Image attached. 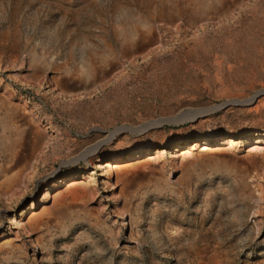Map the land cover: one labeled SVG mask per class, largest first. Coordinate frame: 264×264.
I'll list each match as a JSON object with an SVG mask.
<instances>
[{"label":"rangeland","instance_id":"374dc122","mask_svg":"<svg viewBox=\"0 0 264 264\" xmlns=\"http://www.w3.org/2000/svg\"><path fill=\"white\" fill-rule=\"evenodd\" d=\"M263 90L264 0H0V264H264Z\"/></svg>","mask_w":264,"mask_h":264},{"label":"water","instance_id":"95a60500","mask_svg":"<svg viewBox=\"0 0 264 264\" xmlns=\"http://www.w3.org/2000/svg\"><path fill=\"white\" fill-rule=\"evenodd\" d=\"M141 56V55H140ZM264 94V90L263 91H259L258 93H256L254 96H252L250 99L248 100H245V101H238V100H235V101H231L230 103H226L225 105H221V106H217L215 107V109H223L225 108L226 106H229V105H233V106H241V105H245L248 101H254L256 100L258 97L262 96ZM174 118H172L173 120ZM166 121H169L166 120ZM118 131H115V132H112L111 135H114L115 133H117ZM30 165L29 164L27 166V169L21 174L20 176V180H22V177L24 176V174L29 171L30 169ZM75 189H83V190H86V192H88L89 190L86 188V186H84L83 184H74L73 186L69 187L68 188V191L71 192V191H74ZM64 195H68L64 193Z\"/></svg>","mask_w":264,"mask_h":264},{"label":"bare ground","instance_id":"6f19581e","mask_svg":"<svg viewBox=\"0 0 264 264\" xmlns=\"http://www.w3.org/2000/svg\"><path fill=\"white\" fill-rule=\"evenodd\" d=\"M258 164L256 161H251V165L253 167V170H257L258 168ZM252 170V169H250ZM259 171V170H257ZM251 172V171H250ZM260 191L262 190V187H260L259 189ZM65 194H69L70 193V197L72 198L73 201H79V202H83L86 203L88 201L87 196L84 194V192H82V189H75L74 191L69 192L68 189L66 192H64ZM63 193V194H64ZM254 198V195L251 196ZM65 199L64 195H60L56 198V202L57 204H60L63 200Z\"/></svg>","mask_w":264,"mask_h":264},{"label":"crops","instance_id":"0c3cea01","mask_svg":"<svg viewBox=\"0 0 264 264\" xmlns=\"http://www.w3.org/2000/svg\"><path fill=\"white\" fill-rule=\"evenodd\" d=\"M46 126L49 129V127L51 126L53 127V124L49 122V125H46ZM32 160H33L32 154L22 153L19 155V157L17 158L15 162V167L19 170L20 176L27 169V166L32 163Z\"/></svg>","mask_w":264,"mask_h":264}]
</instances>
